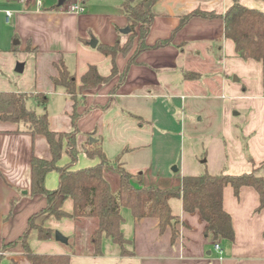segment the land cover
<instances>
[{
	"label": "crops",
	"instance_id": "obj_1",
	"mask_svg": "<svg viewBox=\"0 0 264 264\" xmlns=\"http://www.w3.org/2000/svg\"><path fill=\"white\" fill-rule=\"evenodd\" d=\"M55 1L46 0V5L44 0L40 4L37 0L0 1L2 25L8 27L0 30V53H6L7 61L0 57V69L10 72L12 79L0 75V91L47 96L44 107L37 105L34 97L27 104L38 113H47L52 131L74 136L79 153L71 169L100 162L99 157L84 153L82 145L88 137L99 142L109 160L102 172L112 192L120 182L117 156L132 175V184L164 189L180 185L184 175H238L264 162L263 65L253 59L244 61L233 41L224 36L221 15L233 0H156L145 43L152 46L169 38L171 42L135 55L136 35L130 49L118 52L114 60L97 45L128 41L130 35L120 32L128 27L122 0H69L65 8L61 6L66 1L59 7ZM75 2L82 3L85 10L68 12ZM239 2L264 11V0ZM196 9L216 16L191 17L175 30L181 18ZM135 30L138 32V26ZM92 38L97 41L95 47L89 45ZM16 45L24 53L15 58L12 52ZM17 60L24 63L20 73L14 70ZM60 61L74 75L75 99L53 82ZM113 61L118 73L107 82L79 88L89 66L108 76ZM126 67L123 81L114 90ZM187 72L198 76L186 78ZM234 73L241 79L238 83L229 78ZM215 83L217 88L213 89ZM242 110L246 117L238 129L234 118ZM24 128L21 123L0 119V264H31L20 241L2 248L18 240L28 228L29 218L47 205L44 195L30 192L31 158L49 160L51 149L44 135ZM187 140L192 145L204 141L202 145L208 146L202 152L204 159H197L192 150L194 158L189 166L183 153ZM212 142L222 147L218 158L212 152ZM66 143L64 138L57 162L60 166L70 161ZM174 166L176 170H172ZM261 174L264 176V167ZM58 183L59 173L49 171L45 187L54 189ZM60 199L57 205L72 214V199ZM169 204L177 220L175 238L169 225L160 230L157 217L136 218L129 208L121 210V229L131 240L127 244L131 255L120 254L119 247L107 237L102 239V253H94L91 234L98 225L95 217L58 219L51 215L43 221L37 219L51 236L39 239L36 229H31L29 245L36 253L68 254L69 264H264V207L256 211L259 198L252 187L242 186L237 197L231 185L223 188L222 206L234 229L232 242L206 234V221L200 212L184 211L180 199H170ZM55 230L67 241L55 240ZM215 242L220 243L221 253L215 250Z\"/></svg>",
	"mask_w": 264,
	"mask_h": 264
},
{
	"label": "trees",
	"instance_id": "obj_2",
	"mask_svg": "<svg viewBox=\"0 0 264 264\" xmlns=\"http://www.w3.org/2000/svg\"><path fill=\"white\" fill-rule=\"evenodd\" d=\"M156 0H122L121 7L128 19L129 39L121 44L116 41L114 44L99 43L97 48L100 52L111 55L114 60L118 52H126L130 49L132 39L139 36L138 46L135 55L145 49H152L167 45L169 39L159 40L152 46L145 43V36L149 30L153 14L152 5ZM215 17L213 12H205L200 9L184 15L178 30L191 17ZM224 22V36L234 43L236 53L244 59H253L263 62L264 78V11L247 7L233 0L232 5L221 15ZM138 26V32L135 27ZM175 32V31H174ZM134 55V58H135ZM133 59L130 60V63ZM57 65L58 75L53 78L55 85L61 86L65 93L75 99V78L68 70L63 61ZM129 65V64H128ZM127 67L119 74L120 78L113 88L123 81ZM115 62L108 76H101L94 66H89L81 77L82 88L94 87L100 83L107 82L113 75L117 74ZM198 76V73L187 72L186 78ZM34 97L37 105L45 106L47 96L42 93L31 94L27 92L0 91V119L8 120L24 125L25 131L32 134H42L46 137L52 157L43 159L37 156L31 158V188L30 192L42 194L46 197L47 205L39 212L33 214L28 220V228L18 239L5 244L3 250L8 246L15 245L20 241L24 248L26 257L31 264H69L68 254H42L34 252L29 245V233L31 229H36L39 239H48L51 231L36 223L37 219L54 216L58 219L66 216L76 218L95 217L98 220L97 228L91 234L94 253L101 254L103 237L119 247L120 254L131 255L133 252L127 248L131 240L127 239L122 232L121 223L123 221L122 208H129L136 218L157 217L159 219L160 230L170 226L172 238L176 235V216L172 213L169 201L178 198L182 202L184 211L198 210L206 221L205 233H212L215 239L226 242L234 240V229L232 218L222 206V192L225 185H231L234 195H239L242 186L252 187L258 194L259 204L256 211L264 207V176L261 170L264 167L262 162L258 167L250 172L238 175L231 174H210L204 172L198 175H184L180 185L172 188L144 187L134 185L130 181L132 176L120 163V156L115 161L118 163L120 172L119 187L116 192H112L108 181L103 176V167L108 164L102 148L97 140L85 141L82 145L84 153L88 157H99L100 162L91 167L71 169L77 159L79 149L76 146L74 136L68 133L52 131L46 112L38 113L27 104L29 98ZM74 118V116H72ZM67 140V152L70 157L69 163L64 166L58 165L63 150V140ZM248 159L252 161L251 157ZM55 170L59 173V183L54 189H48L44 185V178L49 171ZM70 197L73 201V212L68 214L57 201ZM15 199L12 201L14 204ZM13 264H16L14 261Z\"/></svg>",
	"mask_w": 264,
	"mask_h": 264
},
{
	"label": "rangeland",
	"instance_id": "obj_3",
	"mask_svg": "<svg viewBox=\"0 0 264 264\" xmlns=\"http://www.w3.org/2000/svg\"><path fill=\"white\" fill-rule=\"evenodd\" d=\"M1 1V0H0ZM54 1V0H53ZM57 1L58 0H56L55 1V3H57ZM68 1L69 0H66V2H65V4H63L61 7H67V3H68ZM34 2H35V0H34ZM29 3H31V0H29ZM44 4L46 5V0H44ZM48 4V3H47ZM49 5V4H48ZM3 14L1 15L0 14V30H4V29H7L8 27H5L4 25H2V20H3ZM14 39H16V38H14ZM13 39V40H14ZM10 47H11V43H10ZM14 51L12 52L13 54H14V56H15V58H16V56H18V55H20L21 53H24V51L23 50H19V47H18V45H16V46H14ZM6 53H0V57L4 60V62L6 63L7 61H6V55H5ZM242 58V57H241ZM243 60L244 61H249V59H244L243 58ZM253 61V60H252ZM17 62H20L19 60H17ZM16 62V63H17ZM253 62H258V65L260 66V65H263V62H261V61H253ZM16 63H15V66H16ZM252 64H254V63H252ZM14 70H15V68H14ZM10 73V72H9ZM9 73H6L4 70H1L0 69V75H2L4 78H6V80H9V81H11L12 79H11V77L9 76L10 74ZM11 75H13V76H17V75H19L18 73H11ZM235 75H237V74H232L231 76H229V78H230V80H232L233 82H239V81H241V79L238 81V80H235L234 78L236 77ZM215 87L213 88V89H216L217 88V84L215 83V85H214ZM204 90V89H203ZM238 111V110H237ZM245 117H246V113H245V111L244 110H242L241 111V114L240 115H238V116H235V118H234V123H237V128L238 129H240L239 127H241V123H239L241 120L243 121V120H245ZM239 123V124H238ZM240 125V126H239ZM204 141H197V142H194L193 143V145L187 140L186 141V143H185V148H184V151H183V153H184V156H185V161H186V163H187V165L189 166V163H190V161L191 160H193V158H194V156L191 154V152H192V150H194V153H195V156H196V158L197 159H201L202 157V159H204V154H202V152L203 151H205V149H207V147L208 146H206V144L204 143L203 145H202V143H203ZM213 144V147H212V152L215 154V156H216V158H218V156H220V151H221V149H222V147H221V145L219 144V143H215V142H212ZM223 144V143H222ZM134 185H140V184H136V182L134 183ZM124 210H126V208H122V211H124ZM56 231V230H55ZM58 231V230H57Z\"/></svg>",
	"mask_w": 264,
	"mask_h": 264
},
{
	"label": "water",
	"instance_id": "obj_4",
	"mask_svg": "<svg viewBox=\"0 0 264 264\" xmlns=\"http://www.w3.org/2000/svg\"><path fill=\"white\" fill-rule=\"evenodd\" d=\"M65 1H66V0H58V2H57V6H58V7L61 6ZM129 31H130V28H129V27H125V28H122V29L120 30V32H121V33H124V34H125V33H128ZM96 43H97V41H96V39H94V38H92V39L89 41V45H90L91 47H95ZM23 68H24V63H23V62H17V63H16V66H15V71H16V72H18V73L22 72V71H23ZM234 79H235V80H238L237 77H235ZM92 140H93V139L90 138V141H92ZM172 170H176V167L174 166V167L172 168ZM54 238H55V240L60 241V242H66V241H67V238H66L64 235H62L60 232H58V231H55V232H54Z\"/></svg>",
	"mask_w": 264,
	"mask_h": 264
},
{
	"label": "built area",
	"instance_id": "obj_5",
	"mask_svg": "<svg viewBox=\"0 0 264 264\" xmlns=\"http://www.w3.org/2000/svg\"><path fill=\"white\" fill-rule=\"evenodd\" d=\"M37 3L40 4L41 0H37ZM85 10V7L82 3L79 2H75L69 5V7L67 8L68 12H73V13H81ZM7 15H10V11H6ZM214 248L217 252L221 253L222 249H221V245L219 242H215L214 243Z\"/></svg>",
	"mask_w": 264,
	"mask_h": 264
}]
</instances>
